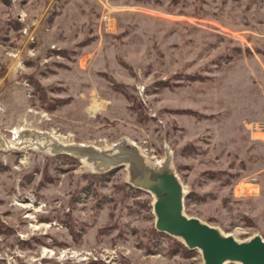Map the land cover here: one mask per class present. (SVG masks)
<instances>
[{
    "label": "rangeland",
    "instance_id": "rangeland-1",
    "mask_svg": "<svg viewBox=\"0 0 264 264\" xmlns=\"http://www.w3.org/2000/svg\"><path fill=\"white\" fill-rule=\"evenodd\" d=\"M252 123L264 0H0V264H202L155 232L153 197L125 165L99 173L55 143L124 140L151 165L169 154L187 216L264 240Z\"/></svg>",
    "mask_w": 264,
    "mask_h": 264
},
{
    "label": "water",
    "instance_id": "water-1",
    "mask_svg": "<svg viewBox=\"0 0 264 264\" xmlns=\"http://www.w3.org/2000/svg\"><path fill=\"white\" fill-rule=\"evenodd\" d=\"M51 148L93 164L99 173L126 166L127 183L151 194L154 229L182 241L188 250H197L202 264H264V240L253 235L237 240L197 217L184 213V189L166 154L159 165L147 163L137 145L124 140L115 143L110 151L82 144Z\"/></svg>",
    "mask_w": 264,
    "mask_h": 264
},
{
    "label": "built area",
    "instance_id": "built-area-1",
    "mask_svg": "<svg viewBox=\"0 0 264 264\" xmlns=\"http://www.w3.org/2000/svg\"><path fill=\"white\" fill-rule=\"evenodd\" d=\"M101 25L103 31L106 33H113L115 31V18L108 9L103 11L101 15ZM249 130L251 138L264 141V124L252 123L249 126Z\"/></svg>",
    "mask_w": 264,
    "mask_h": 264
},
{
    "label": "trees",
    "instance_id": "trees-1",
    "mask_svg": "<svg viewBox=\"0 0 264 264\" xmlns=\"http://www.w3.org/2000/svg\"><path fill=\"white\" fill-rule=\"evenodd\" d=\"M34 81H36V80H34ZM36 86H38V88L40 89V90H43L42 89V87L38 84V82L36 83ZM59 100H61L62 101V98L60 99L59 98ZM47 107V106H46ZM49 107V106H48ZM113 169V168H112ZM112 169H110V170H112ZM109 170V171H110ZM1 226V225H0ZM158 235H166V234H163V233H159V232H157V231H155ZM184 250H185V252L187 251V252H193L192 250H188V249H185L184 248ZM90 264H94L95 262H89ZM229 264H233V263H229Z\"/></svg>",
    "mask_w": 264,
    "mask_h": 264
},
{
    "label": "bare ground",
    "instance_id": "bare-ground-1",
    "mask_svg": "<svg viewBox=\"0 0 264 264\" xmlns=\"http://www.w3.org/2000/svg\"><path fill=\"white\" fill-rule=\"evenodd\" d=\"M51 136V135H50ZM52 140V139H51ZM55 141V140H54ZM48 146V145H47ZM48 149V148H47ZM51 150H53L54 152L56 151L55 148H50ZM80 159V158H79Z\"/></svg>",
    "mask_w": 264,
    "mask_h": 264
}]
</instances>
